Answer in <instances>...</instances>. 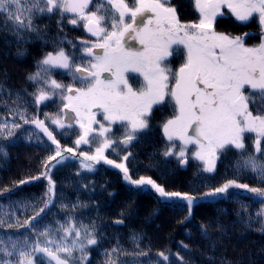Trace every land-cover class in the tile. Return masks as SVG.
I'll use <instances>...</instances> for the list:
<instances>
[{
    "label": "snow or ice",
    "instance_id": "1",
    "mask_svg": "<svg viewBox=\"0 0 264 264\" xmlns=\"http://www.w3.org/2000/svg\"><path fill=\"white\" fill-rule=\"evenodd\" d=\"M93 4L94 10L90 8ZM194 5L199 13L198 22L181 23L169 0H133L131 4L127 0H98L95 3L94 0H0L4 25L11 28L18 41L23 40L26 33L40 36V30L34 25L35 18H51L57 14L60 17L57 26L61 30L66 14H71L69 24L82 23L84 30L96 38L94 42H80L83 53L79 57L80 63H76L74 52L65 51L64 40L54 42L56 50L46 53L38 61L37 71L27 77L35 87V91L28 95L34 97L37 107L57 96L62 103L60 113L63 116L46 114V119L60 129L71 128L75 119L80 129L75 140L77 148L100 138L95 154L79 153L83 158L80 167L92 171L93 165L87 162L103 160L120 169L131 185L138 188L151 186L162 199L178 197L185 201L189 217L197 197L167 192L150 177L132 179L124 163L107 159L104 152L109 148L115 150L118 145L128 148L138 140L149 127L148 117L153 106L170 97L174 115L162 125L168 142L162 153L165 158L175 156L180 165H186L188 145H195L194 159L203 164V172L212 173L220 153L235 149L237 173L251 174L264 184V0H194ZM223 9L242 23L257 18L261 31L259 44L246 46L248 33L231 36L217 32L215 21L225 14ZM135 44L140 47L136 48ZM174 44L183 45L185 59L173 72L165 66V61L176 52L172 47ZM76 47L72 44L73 49ZM57 69L65 70L81 87L52 79ZM127 72L139 73L143 77L140 89L135 90L130 85L125 75ZM103 73L108 75L102 77ZM15 96L20 103L10 111L18 115L23 124L35 125L56 145V150L44 162V171L40 174L48 179L46 195H51L43 200V207L24 221L21 227L28 232L27 235L17 234L13 238L12 234L0 232V264H87L90 248L98 245L101 238L94 223H77L74 215L66 213L65 219L56 221L55 225H40L43 215L55 206V186L49 175L54 167L52 162L66 161L68 158L64 152L72 153L73 157L77 154L72 148L62 150L45 120L29 119L27 108L22 106L23 96L19 92ZM94 108L102 109L107 126L97 120ZM116 123L123 128L118 140L113 139L112 125ZM97 124L98 128H94L93 125ZM21 128L22 125L15 121L0 122V140L14 137L16 130ZM245 133L255 134L254 151L248 150L245 139L250 137ZM28 139L30 141L31 136ZM177 140L179 145L175 143ZM177 147L179 151H176ZM0 152H3L2 148ZM128 155L123 157L125 161ZM38 179L39 175L20 180L16 187ZM232 188L243 189L245 194H253L247 198L264 204V188L238 183L235 179L200 198L230 195L229 189ZM14 190L5 189V192ZM81 206L87 205L77 202L61 207L71 208L74 212ZM3 207L0 203V209ZM256 218H264V208L257 211ZM247 223H252L250 213ZM4 224L5 220L0 217V228ZM8 227H12L10 222ZM202 230L206 235L205 226ZM132 239L139 241L140 238L133 236ZM183 247L187 249L188 245ZM121 251L119 245L106 251L104 255L108 259L105 264H116L112 256ZM159 257L164 264H170V253L160 252ZM178 258L181 264H187L183 257ZM156 264H161V260H156Z\"/></svg>",
    "mask_w": 264,
    "mask_h": 264
},
{
    "label": "trees",
    "instance_id": "2",
    "mask_svg": "<svg viewBox=\"0 0 264 264\" xmlns=\"http://www.w3.org/2000/svg\"><path fill=\"white\" fill-rule=\"evenodd\" d=\"M127 2L131 4L133 0ZM169 2L176 9L179 21L192 23L199 20L194 0ZM90 8L94 10V4ZM66 17L62 21V30L57 26L60 19L58 14L51 18H35L34 25L40 30V36L26 33L25 38L18 41L11 28L5 27V18L0 15V122L15 121L22 125L14 137L0 140V148L3 149L0 152V203L4 205L0 209V217L5 220L0 232L12 234L13 238L17 234H28L21 226L43 207V200L51 195H46L48 179L40 174L44 171V162L56 150V145L35 125L23 124L19 116L10 111L20 103L15 94L19 92L23 96L22 106L27 108L28 118L45 120L56 139L60 140L61 147L67 144L66 130L68 148L76 146L78 134L74 126L60 129L50 119H46V114L51 117L57 114L62 116L59 97H53L37 107L34 97L28 95L35 91V87L27 77L37 71L38 61L46 53L56 50L54 42L64 40L62 46L65 51L70 54L74 52L76 63H80L82 49L79 43L86 38L85 31L82 23L69 24L68 18L71 16ZM215 30L236 36L248 33L250 35L246 37L245 43L252 46L260 42L261 31L257 18L242 23L228 12L217 17ZM72 44L77 47L73 49ZM173 49L176 52L166 60L171 70L180 66L185 58L182 47ZM51 78L65 85L81 87L62 69L55 70ZM165 104L168 111L166 118H170L174 115L173 105L169 99ZM160 109L161 106H155L152 114ZM245 136L250 137L245 139L248 150L254 151L255 134L245 133ZM167 143L160 125L150 123L138 140L128 148L118 145L111 157L121 160L131 153L126 160L129 174L132 177L148 175L165 191L198 196L233 179L251 187L264 188V184L259 183L253 175L237 173L234 167L237 159L235 149L220 153L215 171L206 173L203 172V164L190 153H187L185 168L181 167L175 156L165 158L162 153ZM175 143L179 144L177 141ZM68 157V161L60 164L52 162L54 167H51L49 175L55 186V206L43 215L40 225H55L56 221L65 219L66 213L74 215L77 223H94L101 238L98 245L90 248L87 264H105L108 257L104 253L117 245L122 251L112 256L116 264H156L158 259L164 264L159 257L160 252L171 254L170 264H181L178 257H183L187 264H264V231H261L264 218H256L257 211L264 208V204L247 198L253 194H245L243 189H229L230 195L196 202L189 217L187 205L183 201L164 200L150 188L132 186L123 180L118 170L102 163L95 164L92 171H88L80 167L79 158ZM38 175L40 179L16 187L20 180ZM5 189L15 190L5 192ZM17 201L20 203H15ZM77 202L87 206L78 207L74 212L71 208L61 207ZM249 213L251 224L247 223ZM117 220L122 223H115ZM9 222L12 227H8ZM202 226L206 227V235ZM133 236L140 238L139 241H134ZM183 245H188V248L185 249Z\"/></svg>",
    "mask_w": 264,
    "mask_h": 264
},
{
    "label": "rangeland",
    "instance_id": "3",
    "mask_svg": "<svg viewBox=\"0 0 264 264\" xmlns=\"http://www.w3.org/2000/svg\"><path fill=\"white\" fill-rule=\"evenodd\" d=\"M223 12L225 13V14H227L228 13V11H227V9H223ZM181 22V21H180ZM198 22V21H197ZM181 23H184V22H181ZM85 31V30H84ZM260 31V30H259ZM217 32H219V31H217ZM219 33H224V32H219ZM225 34H228V33H225ZM228 35H231V34H228ZM242 35H244V34H242ZM85 36H86V38L84 39V40H87V41H89V42H94L95 41V37H91L90 36V34H88L86 31H85ZM231 36H236V35H231ZM246 44V46H252V45H249V44H247V43H245ZM254 45V44H253ZM79 46H80V43H79ZM178 46H180V47H182V49L184 50V52H185V49H184V47H183V45H173L172 47L173 48H175V47H178ZM135 47L136 48H139L140 46L138 45V44H135ZM82 52V51H81ZM83 54V53H82ZM185 59V58H184ZM165 66L166 67H168L167 66V64H166V61H165ZM181 66V65H180ZM180 66H177L175 69H173L172 71L174 72V71H176ZM169 68V67H168ZM128 78H129V83H130V85L135 89V90H138V89H140V87L143 85V77L142 76H140L139 75V73H133V72H127L126 74H125ZM172 83H174V81L172 82ZM73 87H75V86H73ZM167 99H169L170 100V97H166V100ZM155 106H162V104H158V105H154L153 106V108L155 107ZM93 112H95L96 113V118H97V120L98 121H100V122H102V123H105V125L107 126V122L106 121H104L103 120V114H102V109H96V108H94L93 109ZM62 115H63V113H62ZM153 116H151V119H152V124H154V125H160L161 126V131L163 132V130H162V125H163V123L164 122H166L168 119H170V118H166V115H164V113L163 114H161L160 113V111H157V113H153L152 114ZM149 119H150V116L148 117V121H149ZM75 128H76V130H77V134L79 135V131H80V129H79V126H78V124L77 123H75L74 125H73ZM93 127L94 128H98V124L97 125H93ZM112 129H113V132L115 133V135L113 136V139H116V140H118L121 136H122V134H123V128H121V126H120V124L119 123H116V124H114V125H112ZM66 134H68V130H66ZM78 138V137H77ZM177 142L178 143H180L178 140H177ZM99 143H100V138H98L97 137V139L93 142V143H91V144H81L78 148H77V146H75V148H73V149H75V151H78L79 153L80 152H86V153H88L89 155H93V154H95V149H96V147H98L99 146ZM76 145V144H75ZM179 145V144H178ZM197 149H196V146L195 145H188V150H187V153H190L192 156H193V153L196 151ZM115 151H116V148H115V150H113L112 148H109V149H106L105 150V152H104V155H105V157L107 158V159H110V160H113L112 159V157H111V155H113V154H115ZM177 151H179V147L177 148ZM79 153H77V155L79 154ZM187 153H186V155H187ZM77 155H76V157H77ZM69 158V157H68ZM77 158H79V163H81V160L83 159L82 157H77ZM68 160V159H67ZM66 160V161H67ZM115 163H124L125 165H126V161L122 158L121 160H113ZM87 163H91L92 165H93V167L95 166V164H97V162H92V161H88ZM98 163H102V164H104V165H106V166H108V167H111V168H114V169H116V170H118L120 173H121V175H122V177H123V180L125 181V182H127L128 184H130L128 181H126L125 179H124V173L120 170V169H118V168H116V167H114L113 165H110V164H106V163H104V161L103 160H100ZM187 165V164H186ZM130 175V174H129ZM131 176V175H130ZM142 176H145V177H150V176H148V175H142ZM141 176H138V177H132L131 176V178L132 179H139ZM150 178H152V177H150ZM153 179V178H152ZM154 180V179H153ZM155 181V180H154ZM156 182V181H155ZM157 183V182H156ZM158 184V183H157ZM131 185V184H130ZM132 186H134V185H132ZM136 187V186H135ZM143 188H150V189H152L151 188V186H142ZM154 192H155V190L154 189H152ZM167 192H175V191H167ZM157 193V192H156ZM179 193H181V192H179ZM206 193V192H205ZM158 194V193H157ZM183 194V193H182ZM159 195V194H158ZM204 196V193L203 194H201V195H198V196H194V197H197V199H196V202H198V201H201V200H207V199H210L211 197H209V198H203V199H201L200 197H203ZM160 197V196H159ZM161 198V197H160ZM162 199V198H161ZM164 200H179V201H182L180 198H178V197H174V198H171V199H166V198H164ZM186 205H187V203L185 202V201H183ZM195 202V203H196Z\"/></svg>",
    "mask_w": 264,
    "mask_h": 264
},
{
    "label": "flooded vegetation",
    "instance_id": "4",
    "mask_svg": "<svg viewBox=\"0 0 264 264\" xmlns=\"http://www.w3.org/2000/svg\"><path fill=\"white\" fill-rule=\"evenodd\" d=\"M153 109H154V108H153ZM159 111H160L161 114L164 113V115H167V112H168V111H167V105L165 104V102L162 103L161 109H160ZM152 112H153V110H152ZM151 116H153L152 113H151V115H150L149 125H150V123H152ZM75 123H76V122H75ZM75 123H74V124H75ZM74 124H73V125H74ZM73 125H72V126H73ZM154 126H156V125H154ZM160 128H161V126H160ZM65 139H66V141H67V144H66L65 147H61L62 150L68 148V134H67V137H66ZM58 142H59V144H60V140H58ZM72 149H73V148H72ZM74 151H75V149H74ZM75 152H76V154L79 153L78 151H75ZM63 155H64L65 157H67V158H68V156L73 157L72 153H68V152H64ZM78 156H79V154L77 155V157H78ZM79 157H80V156H79ZM67 161H68V160H67Z\"/></svg>",
    "mask_w": 264,
    "mask_h": 264
},
{
    "label": "water",
    "instance_id": "5",
    "mask_svg": "<svg viewBox=\"0 0 264 264\" xmlns=\"http://www.w3.org/2000/svg\"><path fill=\"white\" fill-rule=\"evenodd\" d=\"M90 6H91V5H90ZM66 15H70V16H71V14H66ZM107 75H108L107 73H103V74H102V77L107 76ZM71 115H72L73 117L75 116L74 113H71ZM62 116H63V115H62ZM75 122H76L75 119H73L72 122H71V124L73 125ZM181 167L185 168L186 165H183V166L181 165Z\"/></svg>",
    "mask_w": 264,
    "mask_h": 264
}]
</instances>
